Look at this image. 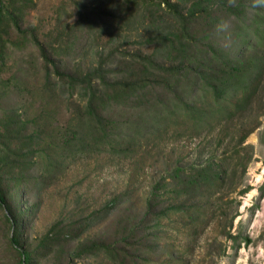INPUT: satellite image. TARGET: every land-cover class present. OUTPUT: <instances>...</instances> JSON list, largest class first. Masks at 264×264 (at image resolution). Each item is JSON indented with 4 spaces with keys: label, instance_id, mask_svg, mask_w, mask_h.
<instances>
[{
    "label": "rangeland",
    "instance_id": "rangeland-1",
    "mask_svg": "<svg viewBox=\"0 0 264 264\" xmlns=\"http://www.w3.org/2000/svg\"><path fill=\"white\" fill-rule=\"evenodd\" d=\"M34 1L36 6L27 14L23 26L36 30L44 44L63 46L50 54L62 71L68 73H86L104 62L112 71L109 76L112 80L135 75L138 71L133 67L132 55H157L158 35L171 24L166 17L156 28L144 8L120 11V6H116L120 1L116 0L110 5L105 0ZM170 1L186 8L192 3V0ZM229 1L228 5L242 2L248 6L244 17L250 23L255 14L252 5L264 11V0ZM78 3L99 5L105 11L98 16L99 25H103V20L116 22V34L113 36L99 27L77 25ZM162 8L166 11L164 5ZM159 11L161 15L164 13ZM113 15H120L126 21L117 23L119 20L112 18ZM215 17L211 42L227 54L237 56L239 45L251 35L253 26L246 28L247 20L226 13L220 6ZM249 50L244 52V57L251 54ZM260 55L264 56L263 52ZM163 57L161 52L160 61ZM11 75L16 77L14 85L0 107L13 106L24 119L37 120L45 133L42 147L49 149L54 158H65L71 151L72 130L77 123L72 118L75 108L70 105L67 82L53 73L47 75L45 63L32 44L17 51L4 72L0 71L4 80ZM3 89L0 79V93ZM156 108L157 102L152 108L141 107L116 117L119 123H126L124 135H133L130 142L121 141L117 152L80 144L59 168L48 170L43 163L45 178L25 198L26 204L34 206L32 224L26 230L27 243L38 242L58 222L77 221L83 223V234L79 243L67 247L60 263H68L70 256L81 249L80 244H110L129 237V243L120 244L117 261L101 253L92 258L75 257L74 261L77 264H264V107L256 100L254 115L239 120L247 126L258 115L261 121L241 147L237 145L240 124L218 123V109L198 127L184 121L182 116L173 119L168 112L159 114ZM208 161L228 171L232 178L223 186L193 193L195 197L181 204L193 207L190 211L174 212L172 205L182 200H175L180 196L175 195L173 170ZM154 193L159 197V207L141 224ZM168 209L171 210L160 217V211ZM4 211L0 208V264H18L7 243L11 229ZM155 216L160 217L159 221ZM191 216L198 218L195 223H190ZM127 251L132 257H127ZM55 263L51 258L43 259L40 264Z\"/></svg>",
    "mask_w": 264,
    "mask_h": 264
},
{
    "label": "trees",
    "instance_id": "trees-1",
    "mask_svg": "<svg viewBox=\"0 0 264 264\" xmlns=\"http://www.w3.org/2000/svg\"><path fill=\"white\" fill-rule=\"evenodd\" d=\"M105 1L109 5L120 1L119 5L116 4L120 6V11L126 9L132 12L138 7L144 8L149 13L151 24L156 28H159L158 22L162 23L166 17L171 23L169 27L163 28L166 29L164 33L161 30L158 35L160 39H157L159 41L155 47L157 55H132L135 60L133 67L138 72L128 78L110 79L112 71L106 68L104 62L86 73L62 71L50 51L61 50L63 46L44 44L36 30L25 29L23 26L27 14L36 6L35 1L0 0V71L4 72L9 59L17 51L24 50L30 44L38 49L47 68V75L53 73L68 84L70 105L75 108L72 118L77 122L72 130L71 151L80 144H89L107 150L108 153L119 151L121 141L123 144L128 143L133 135H124L126 123H119L116 117L122 112H136L141 107L152 108L156 102L159 114L168 112L173 119H180L182 116L184 121L199 125L198 127L207 118H211V112L217 109L218 123L225 121L240 124V119L254 115L256 100L261 108L264 107V56L260 55L262 52L264 54L262 8L251 6L255 14L250 23L244 17L248 6L242 2L228 5L229 0H192L187 8L170 0ZM162 5L166 11H163ZM219 6L226 13L247 20L246 28H254L250 35L252 39L249 36L243 40L242 46L240 44L238 47L240 50L237 51V56L227 54L211 42L216 9ZM151 7L154 9L151 10ZM76 9L79 15L77 25L80 27H99L101 30L107 29L113 36L116 34V22L103 20V25H99L98 16L105 13L99 5L78 3ZM104 9L108 10V7ZM159 10L164 13L161 15ZM114 16L119 20L117 23L123 24L126 21L120 15H113L112 18ZM58 37L61 38V35L58 34ZM248 49L251 54L246 58L244 52ZM161 52L164 53L162 61L159 59ZM18 74L20 75L19 71ZM0 79L5 90L0 93L2 103L8 97L6 94L14 85L16 77L11 75L5 80L2 77ZM260 124L258 115L251 118V123L247 126L240 124L237 145H244ZM43 132L37 120L24 119L15 107H0V208L5 210V221L11 229L7 243L15 253L18 264H40L43 259L51 258L56 260L55 264H63L60 261L66 255L67 247L79 243L83 234V223L78 224L76 221L68 224L61 221L38 242L27 243L26 230L32 224L34 208L25 202L27 193L33 190L41 178H45L43 163L51 170L59 168L71 156L69 151L65 158H54L49 149L42 147ZM117 140H120L119 148ZM171 178L176 189L175 195L180 196L175 200H182V203L172 205L173 211L178 213L188 212L193 208L181 205L188 198L195 197L193 193L200 194L204 189L223 186L232 175L208 161L189 168L177 167ZM158 198L154 193L149 199L148 211L141 224L159 207ZM116 202L117 199L112 204ZM170 210L160 211V217ZM160 217L156 220L159 221ZM197 219L196 216H191L190 223H195ZM126 242L129 243V237H124L117 243L80 244L81 249L74 252L65 264H77L75 257L92 258L100 253L117 261L120 244ZM127 252V257H132Z\"/></svg>",
    "mask_w": 264,
    "mask_h": 264
}]
</instances>
